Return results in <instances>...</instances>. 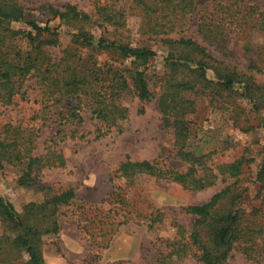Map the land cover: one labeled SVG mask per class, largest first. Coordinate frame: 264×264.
<instances>
[{
	"label": "rangeland",
	"instance_id": "obj_1",
	"mask_svg": "<svg viewBox=\"0 0 264 264\" xmlns=\"http://www.w3.org/2000/svg\"><path fill=\"white\" fill-rule=\"evenodd\" d=\"M159 2L151 20L130 10L128 2L117 3L124 25L116 33L85 28L94 40L117 38L156 53L145 62L123 63L144 72L150 99L140 103L133 91L123 95L129 116L118 133L84 107L81 123L67 117L64 105H52L35 76L27 77L19 92L16 79L2 78V63L15 64L18 52L28 48V34L34 36L26 22L53 29L57 43L44 51L60 57L73 44L77 26L53 18L48 8L70 4L95 18L93 0H0L5 14L11 3L24 17L0 16V198L14 215L0 216V264H28L27 254L14 244L28 230L36 231L42 264H202L187 253L180 258L172 253V244L188 242L196 224L185 207L205 204L233 186L240 193L235 210L246 218L264 210V72L258 71L264 68V0ZM187 40L201 51L182 48L179 42ZM94 55L119 62L110 49ZM175 89L181 109L173 112L184 123L179 140L175 129L164 125L158 105L161 96L170 101ZM179 151L203 157L200 175L212 171L215 183L191 189L146 175L129 183L119 172L126 160H148L185 173L189 165L176 156ZM31 157L40 161L29 171ZM241 158L248 163L239 177H228L225 167ZM67 190L74 198L51 217L44 203ZM223 208L233 210L227 203ZM246 246L250 258L243 246L234 245L224 264H264V239Z\"/></svg>",
	"mask_w": 264,
	"mask_h": 264
},
{
	"label": "trees",
	"instance_id": "obj_2",
	"mask_svg": "<svg viewBox=\"0 0 264 264\" xmlns=\"http://www.w3.org/2000/svg\"><path fill=\"white\" fill-rule=\"evenodd\" d=\"M121 1L128 2L130 10L150 20L160 3V0H93L96 6L95 18L70 4L61 9L49 7L48 11L53 18L58 17L63 22L77 26L72 36L73 44L66 47L60 57H55L51 52L44 51V47L55 46L57 43L53 29L49 26L41 27L35 22H26L34 36L28 34V48L25 52H18L15 64L2 63L5 67L2 75L4 83H10L16 79L19 84L16 92H19L23 81L27 77L35 76L41 80L45 93L50 96L51 104L64 105L67 117L81 123L80 112L84 107L100 121L102 126L121 133L124 129L122 122L129 116L128 109L123 104V95L133 91L140 103L150 99L144 72L138 70L133 72L123 63L125 60L130 61L131 64L145 62L155 58L156 53L147 48H132L122 44L117 38L110 40L101 36L98 40H94L85 31V28L93 26L102 28L104 34L108 33L109 29L115 33L121 29L124 25V15L117 12L115 7ZM9 5H11L10 13L5 14L0 9V16L15 21L23 20L22 9L15 4ZM179 44L188 51L200 50L199 45L191 40L181 41ZM109 49L117 53L118 63H111L103 56L100 59L94 55L96 52ZM258 71L264 72V68H258ZM226 84L230 86L232 81L226 80ZM178 88L180 85H177L176 89ZM176 89L172 95H168L171 98L170 101L167 96H161L158 105L164 125L174 128L179 140L183 135L184 123L176 116L177 113H174L179 108ZM1 156L0 151V159ZM176 156L189 165L185 173L167 170L157 162L148 160L135 162L126 160L120 165L119 172L123 178L128 179L129 183H133L135 176L142 175L158 180H171L191 189H202L215 183L217 176L212 171L205 170L203 171L205 175H200V167L204 164L203 157L198 158L184 151H179ZM39 161L38 157L29 158L28 170ZM246 162L248 163V160L244 158L236 160L225 167L224 173L228 177L237 178ZM19 183L24 185L25 177ZM239 194L233 186H226L214 194L207 203L185 207L183 209L185 213L196 217V224L188 242L180 240L172 244V253L179 258L182 253H187L202 264H224L230 249L238 245L243 246V254L250 258L251 248L246 245L255 243L258 239H264V210L260 212L258 210V217L256 215L246 218L241 212L235 210L240 198ZM74 196L72 190H67L48 199L44 204L51 207V217L54 216V209L67 205ZM225 203L231 204L233 210L226 212L223 208ZM0 216L6 220L14 218L9 206L4 204L1 198ZM51 227L53 231L57 230L54 219ZM27 232L26 235L14 238V244L27 254L28 264H42L36 244V231L28 230Z\"/></svg>",
	"mask_w": 264,
	"mask_h": 264
}]
</instances>
